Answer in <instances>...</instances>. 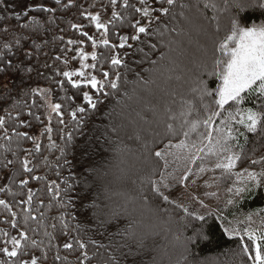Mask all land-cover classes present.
Listing matches in <instances>:
<instances>
[{"label": "trees", "instance_id": "trees-1", "mask_svg": "<svg viewBox=\"0 0 264 264\" xmlns=\"http://www.w3.org/2000/svg\"><path fill=\"white\" fill-rule=\"evenodd\" d=\"M130 2L135 7L148 6L151 16L158 19L151 23L149 35L142 34L137 41H125V48H112L111 45L120 43V36L135 34L131 27L135 21L149 24V19L134 9L126 12L121 7L123 0H118L115 9L110 0H61L59 5L55 0H41L39 6L24 9L18 7L16 0H0V117L5 120L0 127V200L11 209L9 212L0 206V247L10 248L5 240L12 236L19 238V231H24L28 240L21 241L16 264L21 259L24 264H30L32 259L37 264H81V261L83 264H241V261L250 264L247 257L237 255L239 237L230 238L224 228L231 224L229 221H235V228L242 234L247 228L242 219L251 215L258 223L252 230L261 228L260 232H264V188L234 198L229 205V196L224 198L227 185L217 186L214 179L220 175L219 170L205 172L202 177L209 179L211 186L202 188L205 195L202 207L194 200L184 199V186L174 181L168 190L173 203H164L151 193L145 178L153 170L157 173L165 170L164 161L154 153L163 150L171 139L165 134L169 110L178 111L182 100L199 105L198 93L192 89L200 80L213 88L218 83L209 78L205 65L210 69L214 56L218 55L217 43L228 33L231 20L236 19L241 26L262 24L264 9L252 7L251 0H239L240 8L232 6L233 0H175L170 8L155 0H147L146 5L139 0ZM206 3H215L217 7L206 8ZM91 4L95 12L100 8L108 11L105 24L109 29L108 48L101 43L104 38L95 25L92 29L86 25L85 13ZM42 7L53 11L42 12ZM161 7L169 8V12L161 16L158 11ZM113 10L122 18L114 19ZM180 22L181 28L187 26L185 32L177 29ZM217 23L219 32L214 29ZM72 24L81 25L85 33L92 35L97 47H92L88 35L87 38L80 35L83 29H73ZM195 27L197 36H202L196 43L201 49L194 44ZM82 37L89 42L85 49L97 53V68L90 69L92 74L103 81L102 71H109L113 79L117 71L121 73L119 91L106 98L100 95L102 102L95 110L83 101L87 88L73 89L62 75L67 69L65 61L74 68L80 65L76 56L78 48L74 46ZM68 40L76 43L69 45ZM195 48L201 54L197 55ZM70 55L75 56L69 59ZM112 55L121 58L126 67H112ZM88 61L93 63L91 59ZM34 89L45 90L44 96L34 94ZM106 90L112 92L110 87ZM89 94L97 99L91 89ZM262 102L252 97L243 106L255 108ZM49 103L62 105L65 124L59 123L60 118L51 112ZM78 107H85L86 111L77 112ZM72 112H76L75 120ZM47 127L53 129L52 139L60 146L68 133H72V143L63 156L50 148ZM41 128L37 138L34 131ZM182 138L178 135L173 142ZM238 143L245 156L264 157V132L259 128L256 133H245ZM36 144L40 145L38 152ZM253 149H256L254 154ZM65 158L69 163H65ZM251 159L240 161L236 171L245 167L259 171L260 166L252 165ZM25 160L29 161L31 172L23 171ZM168 160L166 171L181 176L186 162L173 161L172 157ZM206 163L212 166L214 158ZM191 167L188 189L197 171L196 165ZM22 180H28V184L22 187ZM69 185L71 191H67ZM57 186L61 189L58 197L54 195ZM30 191L31 205L24 203ZM213 192L217 195L211 196ZM176 204L204 215L207 223L185 216ZM25 208L29 209L28 213ZM208 213L212 216L208 217ZM13 222L18 226L16 229L12 228ZM201 229L206 238H198ZM5 232L9 233L8 237L3 235ZM189 238L193 239L189 241ZM77 241L85 244V248L81 249ZM65 243H71L72 248L65 249ZM6 260L0 254V264Z\"/></svg>", "mask_w": 264, "mask_h": 264}, {"label": "snow or ice", "instance_id": "snow-or-ice-1", "mask_svg": "<svg viewBox=\"0 0 264 264\" xmlns=\"http://www.w3.org/2000/svg\"><path fill=\"white\" fill-rule=\"evenodd\" d=\"M158 4L166 3L169 8L175 4V0H155ZM55 3L59 5L61 0H55ZM113 9L118 5V0H110ZM140 4L146 5L147 0H139ZM70 7L71 5H67ZM236 8H240L241 4L239 0H233V5ZM252 7H259L264 9V0H254L251 5ZM123 9L127 12L129 9H134L136 13H141L144 18L149 19L148 25H142L141 21L137 20L132 23L131 27L135 30V34L129 36H120V43L118 45H111L112 48H125V41L132 40L137 41L141 39V35H149V29L151 23L157 18L151 16V11L148 6L143 8L135 7L130 0H123L121 5ZM184 7V5H181ZM205 7L216 8L215 3H206ZM227 8V2L225 4ZM169 8L161 7L158 9L160 15H166L169 12ZM42 12L53 11L51 8L42 7L40 9ZM131 14V13H129ZM112 17L114 19H121V15L113 10ZM86 19H91L92 23L95 25L97 31L101 29L104 30L105 38L102 39L101 43L108 48L110 41L107 37L109 31L108 27L100 22V18L97 15L86 16ZM126 19L127 17H123ZM216 19V17H213ZM35 23V21H33ZM82 26L77 24H72L73 29L79 30ZM217 32L220 31L219 24L216 26ZM80 35L87 36L85 32H80ZM92 39V37H89ZM69 45L75 44L73 40H68ZM7 47V45L5 46ZM92 47L95 49L97 44L93 40ZM128 47H132L131 44ZM155 47V45H151ZM71 50V49H70ZM215 55L210 69L208 65H205L207 69V75L210 79L214 78L218 83L216 86L210 87L206 81L200 80L197 87L193 88L194 93H198L199 105L189 100H182L180 108L178 111L169 110L166 124V135L171 137L168 144L165 145L163 150L155 151L154 155L160 160L164 161V171L153 170L150 175H148L145 180L148 184L150 191L164 203H173L170 199V190L173 187V181L180 186H187V182L192 176V165H196L197 171L196 176L199 178L201 174L205 172H216L219 170L220 175L214 177V179L219 183H225L227 185L226 191L229 194L227 203L229 205L233 204L234 198L243 197L250 194L256 189L264 188V157L258 159H251L243 153V147L238 143L241 136L245 133H256L258 128L261 132H264V102L252 107H244L246 102H250L252 97L257 100L264 101V23L260 25L252 26H241L236 19L231 20V27L228 33L218 41L215 48ZM76 56L80 60V69L77 71H64L62 75L66 78L68 84L71 85L73 89L90 88L93 93L97 96V99H93V96L89 94L88 91L83 92V101L86 103L88 108L95 110L97 105L102 101L99 99L100 95L105 98L112 95L114 92L119 91V81L121 80V73L116 72L115 78L111 77L109 71H102L103 81L97 79V76L90 73L88 70H95L97 68V53L93 51L91 56L82 51L76 50ZM59 59V58H57ZM91 59L93 63H85ZM67 63V61H65ZM111 66L118 68L125 66L121 58L116 55H112L110 58ZM155 63V62H153ZM73 77H78L79 79H73ZM111 88L112 92L107 91V88ZM36 95L44 96L45 90L40 89L39 91L33 90ZM47 100L48 97L45 96ZM51 112L59 117V123L61 125L65 124L63 119V113L61 111L62 105L59 103H49L47 105ZM77 112L84 113L86 111L85 107H78ZM73 120L76 119V112L71 113ZM37 120L40 119L39 116L36 117ZM49 122H51V117H49ZM5 120L0 117V127H3ZM48 134V139L51 142L50 148L58 150L63 156L66 148L72 143L73 136L69 132L67 135V140H64L63 134H61V139L64 140V145H57L52 139L51 133L53 129L47 127L45 129ZM18 136H26V133H16ZM181 135L183 138L178 142H173V140ZM240 148L241 151L237 152L235 149ZM40 150V145L36 144V151ZM253 154L256 149H253ZM168 157H172L173 161L186 162L187 167L181 176L176 177L174 172H167L166 169L169 167ZM209 158H214V164L208 166L206 163ZM59 159V158H58ZM251 159L252 165H259L260 170H250V168L245 167L240 171H236L237 164L244 160ZM11 163V161H9ZM65 163H69L65 158ZM29 161L25 160L23 163V171L28 173L32 169L28 166ZM158 175V179L154 178ZM32 179H38L32 176ZM193 183L196 181L193 180ZM21 186H26L28 180H22ZM55 183V182H53ZM211 186V185H207ZM49 192H52V187L49 186ZM72 190V185L68 186L67 191ZM61 189L59 186L56 187L54 193L55 196H59ZM211 196H216L217 193L213 192ZM197 199V197H193ZM71 200V197L69 198ZM33 202V193L29 192L28 199L24 203L31 205ZM147 203V201H145ZM0 206H3L9 212L11 209L9 205L5 203L4 200H0ZM203 207V203L201 202ZM176 207L181 209L185 216L193 217L196 220L207 223L206 217L197 213L191 212L187 207L183 205L176 204ZM26 213L29 212L28 208H25ZM212 213H208V217H211ZM29 217L26 216V220ZM32 220H36L37 217L30 216ZM218 219L223 220V217H218ZM251 222V215L247 217ZM13 221L15 217L13 216ZM231 222L229 221V224ZM18 226L15 222L12 223V228L16 229ZM225 234L231 237H239L240 241V253L237 255H242L247 257L250 264H264V232L250 230L248 228L243 229V233L235 227H225ZM5 237L9 236L8 232L3 234ZM198 238H206V234L201 229L197 234ZM18 237L12 236L10 239L5 240V245L10 244L11 247L3 246L0 247V254L7 257L8 260L4 261L3 264H8L12 261L16 264V258L20 256V250L22 248L21 241H27L28 237L24 231H19ZM247 237V241L245 240ZM193 238H189L191 241ZM248 241L251 243L249 244ZM81 249L85 248V244L77 241ZM35 245V241H32ZM25 247L27 245H24ZM65 249H71V243H65L63 245ZM25 255L27 253H24ZM87 255H84V259H87ZM19 264H24L21 259ZM30 264H37L36 259H32ZM81 264L83 262L81 261ZM243 264V261H241Z\"/></svg>", "mask_w": 264, "mask_h": 264}, {"label": "rangeland", "instance_id": "rangeland-1", "mask_svg": "<svg viewBox=\"0 0 264 264\" xmlns=\"http://www.w3.org/2000/svg\"><path fill=\"white\" fill-rule=\"evenodd\" d=\"M101 1L102 0H100V2ZM197 1L200 2V0H197ZM251 2L253 3L254 1L251 0ZM16 3L18 5V7L22 8V9H24V8H34V7H37V6L40 5L41 0H16ZM93 6H94V4H91V6L88 8V11L85 13V15L88 16V17H90L91 15H97L100 18V22L105 25L106 22L108 21V18H109L108 11L106 9L103 10V9L100 8L98 11L95 12ZM86 20H87V23H86L87 27L90 28V29H92L91 27L94 26V24L92 23L91 19L89 18V19H86ZM180 23L181 24H178L177 29L179 31L182 30L183 32H185L188 29L187 26L183 25L182 26L183 28H181L180 25H182L183 23L182 22H180ZM258 25H260V24H258ZM204 27H205V25H204ZM82 29L83 28L81 27L79 30H82ZM199 29L200 28H198V30ZM201 29H203V27ZM214 29H216V28H214ZM84 30L85 29H83V31ZM192 31H194L193 32L194 33L193 34L194 35V40H195V43L194 44L196 45L198 39H200V41L202 40V36H200V35L197 36V34H199V32H197V28L196 27ZM84 32H86V31H84ZM215 32H216V30H215ZM98 34H101L102 38H105V36H104V30L103 29H101L98 32ZM89 37H92V35L88 34V38L86 36V38L88 40H90ZM86 38L85 37L80 38L81 41L80 42H77L78 44H76V46H74V47L78 48V50L86 51V53L89 54V53H92L94 51V49L91 50V51L90 50L87 51L85 49L86 45L89 44V42H88V40ZM91 40L93 42V40H95L94 37H92ZM95 42L97 44V40H95ZM200 44L204 45V42H202V43L200 42ZM197 47L199 49H201L199 46H197ZM198 48H195V51H196L195 53H197V55L201 54L200 52H198ZM74 56L75 55H70L69 56V59H72ZM77 58H79V57H77ZM85 63H91V62L85 61ZM76 66H77V68H74L70 62H67L65 64V68H67L66 71H77V70H79L80 69V65L79 64H76ZM88 71L90 72V69ZM73 79L75 80V79H79V78L78 77H73ZM87 91L89 92L90 91V88H87ZM41 131H42V128L39 129V130H35L34 131L35 134H36V136H37V138L42 133ZM192 179L195 180L196 182L193 183L192 182L193 180L191 181V187H190V189H188L187 187H183V190H184L185 193L182 195V197L184 199L194 200L197 203H200L201 204V202H202L204 204L205 195L203 194L202 188H203V186L209 185V179L203 178L202 177V174L200 175L199 178L196 176V174H194ZM194 196L197 197V199H193ZM228 196H229L228 193H226L224 195V198L227 199ZM247 217H244L242 219L243 222H244V226H246L248 229L252 230L253 228H255L258 225V223H256L255 216H251V222L247 219ZM236 225H237V223L235 221H233V222H231L230 225H226V227H236ZM260 229L261 228H259L257 231H260ZM254 231H256V230H254Z\"/></svg>", "mask_w": 264, "mask_h": 264}]
</instances>
